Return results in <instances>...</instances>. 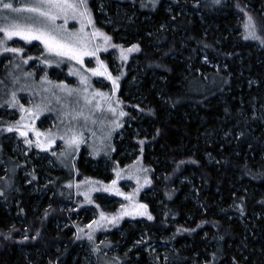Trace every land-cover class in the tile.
<instances>
[{
  "label": "trees",
  "instance_id": "trees-1",
  "mask_svg": "<svg viewBox=\"0 0 264 264\" xmlns=\"http://www.w3.org/2000/svg\"><path fill=\"white\" fill-rule=\"evenodd\" d=\"M104 1L113 44L141 46L139 61L131 58L140 106L125 86L132 73L121 82L119 101L132 123L123 132L138 135L130 145L141 147L151 168L147 192L154 189L162 201L156 206L147 199L152 218L145 224L117 228L125 241L117 246L161 237L182 264H264V44L245 38L244 27L251 16L264 36V0H168L167 6L162 0L155 10ZM90 5L97 15L93 0ZM202 52L219 58L222 69L201 64ZM117 140L113 159L124 152L125 140ZM11 144L0 145V178L8 163L20 165ZM95 163L84 152L79 165L99 175ZM38 172L40 178L27 183L14 171L12 191L0 190V264H77L81 240L60 226L72 221L62 206L77 197L58 194L60 188L50 198L39 180L57 173Z\"/></svg>",
  "mask_w": 264,
  "mask_h": 264
},
{
  "label": "rangeland",
  "instance_id": "rangeland-1",
  "mask_svg": "<svg viewBox=\"0 0 264 264\" xmlns=\"http://www.w3.org/2000/svg\"><path fill=\"white\" fill-rule=\"evenodd\" d=\"M91 1L88 0V7L95 27L110 36L111 40L106 42L103 36H94L91 37L89 46L98 47V58L107 65L108 72L117 78L116 85L106 75H94L89 71L98 67L97 57L84 56V62L80 63L71 57L49 52L43 41L28 42L18 36L6 39L4 32L0 31V41L3 42L0 43V48L23 50L0 51V145L9 140L12 143L11 155L15 160H20V165L13 166L8 163L5 166L4 174L0 178V190L3 189L5 193L8 192L7 194L12 191L14 187L12 180L15 176L13 172L17 170H20L27 183L40 178L38 168L52 175L57 173L53 179L42 174L39 180L42 184L40 187L44 186L45 194H49L50 198L57 194L60 188L58 194L69 192L77 197L78 201H75V204L62 206L72 211L71 223L60 224L62 231L71 228V238L79 236L81 240L77 247L81 261L77 264H182L183 262L176 261L169 255L173 247L162 241L161 237L155 241L143 235L135 238L133 245L120 248L116 244L121 242L124 235L123 231L116 229L124 223L134 227L137 222L145 224L149 221L148 215L137 214L143 211L151 213L150 205L146 203L147 199L157 200L154 202L156 206H160L162 201L154 189L147 192L152 187L151 168L144 164L141 147L130 145L131 142H137L135 140L138 135L127 137L125 131L123 132L124 125L132 128V123L126 118L121 104L116 103L120 96L121 82L127 76L125 74L132 73L131 80L127 81L125 86L132 90L130 102L140 106L137 101L139 97L132 89L134 83L132 79L135 76L133 74L135 63L140 58L137 51L141 50V46L137 43L124 42L116 47L117 45L113 44L112 20L105 8V1L93 0L98 16L93 15ZM118 1L128 4L131 9L137 7L139 10H155L162 2V0ZM166 1L168 0H164L165 3ZM2 2H11L14 8H19L22 4H31L35 0ZM129 14H132V11ZM31 15L34 14L27 11L12 12L0 7V29L12 20L30 23L27 17ZM5 17L8 20H5ZM55 25L75 32L80 28V21L69 18L65 23L64 17L60 16L56 19ZM92 29L93 25L87 24L85 32L91 36ZM54 34L58 35L59 29ZM133 45H138V50L126 52L127 58H122L121 48L126 50ZM131 58L135 63L131 62ZM200 58L201 64L211 69L219 71L222 69L223 62L219 58H208L204 52ZM45 60L49 63H44ZM66 88L71 91H66ZM98 92L107 94L110 99L101 98ZM96 104H100L101 107H95ZM121 111L124 113L122 116L119 115ZM18 128L27 132V135H21ZM37 132L40 133L39 136ZM73 132L82 134L78 146H70L67 143ZM118 134L119 140L116 139ZM26 140L30 143H25ZM116 140L118 142L125 140V143L121 144L124 156L113 159ZM38 143L41 144L40 147L37 146ZM84 152L87 161L97 162L92 168H101V174H88L86 172L89 168L85 167L86 165H79ZM33 160H38V163L33 164ZM150 161L156 163L152 156ZM113 180L116 181L115 185L112 184ZM113 187L126 195L107 190ZM129 195L131 199L128 198ZM37 202L41 203L40 198ZM122 205L127 206V210L133 214L124 215L119 218L118 223H113L110 217L120 213ZM139 205H146L147 208H139ZM101 212L109 219L101 220ZM94 221L100 222V227H97ZM114 232L115 235H111ZM124 243L125 241L121 242L122 245Z\"/></svg>",
  "mask_w": 264,
  "mask_h": 264
},
{
  "label": "snow or ice",
  "instance_id": "snow-or-ice-1",
  "mask_svg": "<svg viewBox=\"0 0 264 264\" xmlns=\"http://www.w3.org/2000/svg\"><path fill=\"white\" fill-rule=\"evenodd\" d=\"M221 0H214V3L219 4ZM0 7L6 10H12V12H24L27 11L28 13H32L34 15H31L27 17L28 21H31L30 23H21L19 20H12L11 22H7L4 24L2 29L0 31H3L5 34L6 39H11L14 36L22 37L24 40L31 42L33 40H39L43 41L44 45L46 46L47 50L49 52H55L61 56H68L72 59L79 60L80 63H83V57L84 56H93L97 57L98 61V67L89 69L90 72H92L94 75L99 76H107L110 80H112L113 84L116 85V79L114 78L110 72L107 70V65L104 63L103 60H100L98 58V47H90L89 42L91 37L94 36H103L104 40L110 41L111 37L107 36L105 33H103L101 30L97 29L94 25V21L92 19L91 11L88 7V0H35L34 3L31 4H22L19 8H14L13 4L11 2L3 3L2 0H0ZM63 16L65 23H67V20L69 18L74 20L80 21V28L75 32H69L66 29H61L60 26L55 25V21L58 17ZM5 20H8L7 17L4 18ZM87 24H92L93 29L91 36L85 32V27ZM247 36L245 38H251L253 40H259L262 44H264V36H260L257 34L256 31V25L252 20V17H248V22L244 25ZM59 29V34H54ZM0 43H3L0 41ZM119 47V46H116ZM138 45H133L129 49H123L121 48V56L122 58L126 59V52H132L138 50ZM0 51H11V52H21L22 49L19 48H0ZM44 63H49L48 60H45ZM82 79H85L82 77ZM66 91H71V89H65ZM86 91V89H85ZM101 98L110 99L107 97V94L98 92L97 93ZM13 97H15V93H13ZM87 100L88 97H85ZM117 104L120 103L119 100L116 101ZM95 107L99 108L101 107L100 104H96ZM109 108H111V103H109ZM115 111V109H112ZM80 115H83V113H80ZM119 115H124V113L121 111ZM18 131H20V134L23 136L27 135V132L21 130L18 128ZM40 133L37 132V136H39ZM82 134L73 132L67 139V143L72 146H78L81 142ZM25 143H30V141H25ZM38 147L41 146V144H37ZM112 184L115 185L116 181L113 180ZM93 189H89V191H92ZM109 191H116L119 195H126L123 192H119L116 188H109L107 189ZM85 195L87 196L88 193L86 192ZM131 199V196L128 197ZM90 200V198H89ZM91 202V200H90ZM122 211L118 213L117 215H113L110 217L111 221L113 223H118L119 218L124 215H132V211L127 210V206L122 205L121 206ZM139 208L146 209V205H139ZM135 210V209H134ZM139 215H148V218L151 219V215L147 213L146 211L143 212H137ZM101 220H107L109 217L103 212L100 213ZM96 223L97 227H100V222L94 221ZM89 239L92 238L91 233L88 234ZM24 239H28L27 236L24 237Z\"/></svg>",
  "mask_w": 264,
  "mask_h": 264
},
{
  "label": "bare ground",
  "instance_id": "bare-ground-1",
  "mask_svg": "<svg viewBox=\"0 0 264 264\" xmlns=\"http://www.w3.org/2000/svg\"><path fill=\"white\" fill-rule=\"evenodd\" d=\"M192 71V70H191ZM143 75V74H142Z\"/></svg>",
  "mask_w": 264,
  "mask_h": 264
}]
</instances>
